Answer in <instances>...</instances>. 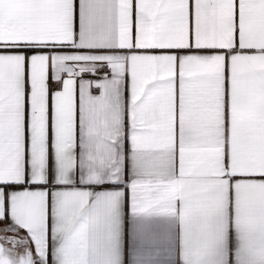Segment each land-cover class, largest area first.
I'll use <instances>...</instances> for the list:
<instances>
[{
    "label": "snow or ice",
    "instance_id": "6c2138e0",
    "mask_svg": "<svg viewBox=\"0 0 264 264\" xmlns=\"http://www.w3.org/2000/svg\"><path fill=\"white\" fill-rule=\"evenodd\" d=\"M0 264H264V0H0Z\"/></svg>",
    "mask_w": 264,
    "mask_h": 264
}]
</instances>
